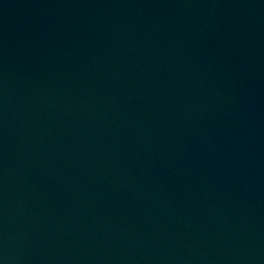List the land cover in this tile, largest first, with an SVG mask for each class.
Listing matches in <instances>:
<instances>
[{
  "label": "water",
  "instance_id": "obj_1",
  "mask_svg": "<svg viewBox=\"0 0 264 264\" xmlns=\"http://www.w3.org/2000/svg\"><path fill=\"white\" fill-rule=\"evenodd\" d=\"M0 264H264V0H0Z\"/></svg>",
  "mask_w": 264,
  "mask_h": 264
}]
</instances>
